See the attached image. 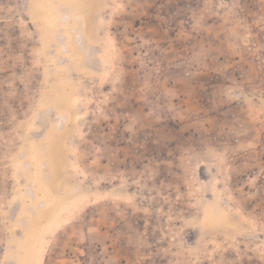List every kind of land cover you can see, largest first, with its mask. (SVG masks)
I'll list each match as a JSON object with an SVG mask.
<instances>
[{
    "label": "rangeland",
    "instance_id": "rangeland-1",
    "mask_svg": "<svg viewBox=\"0 0 264 264\" xmlns=\"http://www.w3.org/2000/svg\"><path fill=\"white\" fill-rule=\"evenodd\" d=\"M41 244L264 264V0H0V264Z\"/></svg>",
    "mask_w": 264,
    "mask_h": 264
},
{
    "label": "bare ground",
    "instance_id": "bare-ground-1",
    "mask_svg": "<svg viewBox=\"0 0 264 264\" xmlns=\"http://www.w3.org/2000/svg\"><path fill=\"white\" fill-rule=\"evenodd\" d=\"M43 239V238H42ZM45 240V239H44ZM40 244V243H39ZM45 246V245H44ZM43 245L41 244L39 246V250H38V255L36 257V261H37V264H42L43 262V259H44V254H43Z\"/></svg>",
    "mask_w": 264,
    "mask_h": 264
}]
</instances>
